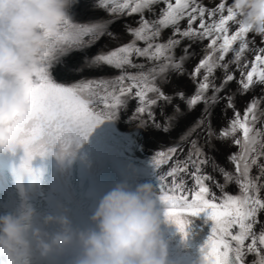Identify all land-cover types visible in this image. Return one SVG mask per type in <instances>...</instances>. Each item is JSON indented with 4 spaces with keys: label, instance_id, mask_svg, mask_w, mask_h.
I'll return each mask as SVG.
<instances>
[{
    "label": "snow or ice",
    "instance_id": "1",
    "mask_svg": "<svg viewBox=\"0 0 264 264\" xmlns=\"http://www.w3.org/2000/svg\"><path fill=\"white\" fill-rule=\"evenodd\" d=\"M79 3L80 0H76L72 14ZM156 4L164 7L154 18H149L144 13H153ZM89 8L92 11L107 9L110 15L125 10L128 15L139 14L136 26L125 28L132 39L107 53L99 52L84 66L68 64V45L87 48L104 36L119 39L109 31L112 21L97 18L80 23L73 20L64 26L61 38L52 40L51 49L46 50L43 57L46 73L30 88L28 116L18 117L9 125L10 138L23 152L20 171L30 172L31 162L37 156L52 154L61 159L71 156L74 146L79 147L96 126L114 118L132 99L137 101V106L131 119L141 126H151L165 133L183 115L178 101L185 100L188 108L203 102L201 118L181 139H187L199 130L204 144L190 141L191 147L183 159L177 155L183 154L180 144L160 150L153 157L159 199L167 206L165 215L181 232L185 230V216L205 214L212 221L210 234L201 249L204 264H264V219H261L264 214V197L261 195L264 192V128L256 127L257 123H264V38H261L260 46L254 38H248L249 30L237 20L236 12L226 0H216L211 7L204 5L203 0H92ZM185 20L187 25L181 28L180 24ZM229 22L237 25L231 33ZM169 28L171 34L162 39ZM184 39L209 40L210 54H206L190 73L196 84L191 98H186L179 89L173 93L164 90L170 83V72L177 76L184 74L182 61L188 56L187 49H184V56H175V49ZM237 42L238 47L234 48ZM230 52L234 55L228 60ZM248 52L253 54L251 61L245 57ZM140 60L160 63L147 72L123 71L126 68L143 69L144 65L137 63ZM61 65L70 74L86 68L115 67L122 70L115 77L120 87L111 88L108 86L110 80L100 78L57 82L53 71ZM232 65L240 73L238 79L230 70ZM217 69L223 73L219 84L214 75ZM234 80L238 83L237 93L224 97L225 108L233 110V118L217 132L211 123V109L220 101V93ZM125 81L129 83L125 84ZM257 85L261 86L262 95L254 96L241 115L235 106V95H247ZM209 90L210 96L207 95ZM149 93L155 95L149 96ZM99 104L103 105V111L97 113ZM169 107L173 109L171 114L167 112ZM157 109L160 119H157ZM213 140H231L237 149L227 157L233 170L218 165L215 157L205 151V148L215 150ZM169 162V169L158 171L161 164ZM209 166L219 173L223 183L206 171ZM253 169L255 175H252ZM231 183L237 184V194L226 191Z\"/></svg>",
    "mask_w": 264,
    "mask_h": 264
},
{
    "label": "clouds",
    "instance_id": "2",
    "mask_svg": "<svg viewBox=\"0 0 264 264\" xmlns=\"http://www.w3.org/2000/svg\"><path fill=\"white\" fill-rule=\"evenodd\" d=\"M76 0H0V153L21 147L9 125L30 112L31 86L46 73L43 57L52 40L74 20ZM238 21L264 38V0H232ZM157 194L151 183L134 190L117 184L99 201L93 227L76 230L66 215L39 214L31 204L0 214V264H33V245L42 260L76 246L71 264H167ZM57 226L54 232L49 226Z\"/></svg>",
    "mask_w": 264,
    "mask_h": 264
},
{
    "label": "bare ground",
    "instance_id": "3",
    "mask_svg": "<svg viewBox=\"0 0 264 264\" xmlns=\"http://www.w3.org/2000/svg\"><path fill=\"white\" fill-rule=\"evenodd\" d=\"M92 2V0H80L79 5L73 10V17L77 19H83V20H90V19H97L101 18L104 20L112 21V23L109 26V31L114 33L116 36L119 37V39H110L108 36H104L100 38L97 42L92 44L91 46L87 47L85 50H77V48L72 47L71 44L68 45V55L66 57L67 62L69 65H81L84 66L85 63L90 60V57L94 56L98 51H103L107 48L113 47L116 44H118L120 41L125 40V38L128 37V39H132L130 35H128L125 32V28L128 25H131L132 27L136 26L137 20H133V18H127L121 14L123 13H116L114 15H110L109 11L107 9L105 10H99V11H92L89 8V4ZM216 0H203V4L206 6H213L215 4ZM228 5H232V0H226ZM163 4H156L153 6L154 12L149 13L145 12L144 14L148 16L149 18H154V15H158L161 8H163ZM126 12V11H125ZM124 12V13H125ZM139 17V16H138ZM238 20V18H237ZM198 23V21H197ZM187 21H182L180 24V27H186ZM237 28V25L235 23L229 22V29L230 33ZM172 29L169 28L163 33L162 39H166L171 34ZM248 38H254L257 42V46H260L261 37L255 35L252 32H249L247 34ZM84 39H88L85 37ZM238 43L234 45V47H238ZM209 44L208 39L203 40H191V39H184L182 43L175 49V56L177 58L184 56V49H187L188 56L185 57V59L182 61L183 64V75L177 76L175 72H171L169 74L170 76V83L166 84L164 87V90L168 93H173L175 91L182 90L185 93L186 98H190L191 92L194 88H196V84L194 83L191 76L188 75L189 69L192 71L194 70L195 66H197L198 62L205 56L206 52L209 51L207 48V45ZM233 53L230 52L228 54V57L226 59L231 60L233 57ZM245 57L247 60L251 61L253 59V54L248 52L245 54ZM244 61L242 60L241 63ZM153 63L151 64H144V68H126L125 70L127 72L135 73L137 70H149L151 67H153ZM231 71L235 72V75L237 79L240 76L239 71L236 70V66L232 65L230 68ZM250 70V67L249 69ZM138 73V72H137ZM114 74L113 71L105 68V67H99V68H92V69H85L82 72H77L75 74H70L67 71L63 70V65H61L60 69L53 71V76L57 80V82L60 83H66V82H72L79 78H82L84 76H110ZM216 77V83H220V79L223 75L222 71L220 69H217L214 73ZM197 80H199V77H196ZM109 87H112L111 84L108 85ZM117 88V87H112ZM238 90V83L236 80L229 83L227 87L224 89L223 92L220 93L221 99L218 103H216L212 109H211V123L214 129L219 132L221 128L226 127L229 123V121L233 118V110L232 109H226L225 108V102L224 97H226L229 93H237ZM212 92H208L207 95H211ZM261 86L257 85L255 87L254 91H249L247 95H235V106L236 109H238L241 113V110L243 107H246V105L252 100L254 96H261ZM180 103L183 115L174 122V126L169 129L168 132H163L160 130H157L151 126H141L136 120L131 119L132 113L134 109L137 106V102L134 100L130 101L127 104V108L120 113H118L119 119L122 121L123 125L129 126L132 129L133 128H139L138 131V138L139 142L142 145V151L143 152H151L155 148L171 144L174 142H178L181 147L183 148V154L177 153L180 159H183L185 155H187L188 150L191 147L190 141H198L200 144H204V137L201 131L196 130L192 132L187 139L182 140L181 138L185 136L186 133H188L189 129L193 128L195 123L201 118L204 110V103L202 102L199 105H196L192 108H188L185 104V100L178 101ZM264 108V106H262ZM173 109L171 107L167 108V112L171 114ZM158 115L157 119H160V110L157 109ZM128 121V122H127ZM262 127L264 128V123H260ZM237 135H240L237 133ZM212 143L215 145V150H210L208 148H205L206 152H210L212 156L215 157V161L218 165L225 167L226 169H231V163H229L227 157L229 153L235 152L236 148L232 146L231 140L221 142L220 140H213ZM206 171L213 175L217 180H220L221 183H223V180L218 172H214L212 168L209 166L206 168ZM256 174V170L253 169L252 175ZM189 183H191V180L189 179ZM214 191H217V189H213ZM226 191L231 194H236L238 192V186L236 183H231L227 186ZM262 197H264V192L261 193ZM261 219H264V214H261ZM249 260L252 259L251 256L248 257Z\"/></svg>",
    "mask_w": 264,
    "mask_h": 264
}]
</instances>
